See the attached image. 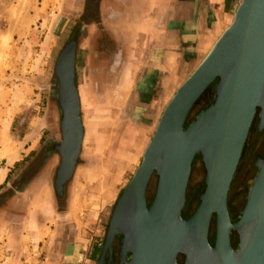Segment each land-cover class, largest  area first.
Listing matches in <instances>:
<instances>
[{
    "label": "rangeland",
    "instance_id": "rangeland-1",
    "mask_svg": "<svg viewBox=\"0 0 264 264\" xmlns=\"http://www.w3.org/2000/svg\"><path fill=\"white\" fill-rule=\"evenodd\" d=\"M84 3L0 0V176L10 170L0 186V210L7 220L1 230L24 236L15 239L12 249L5 248V237L0 238V264H80L87 258H92L89 264H95L115 202L139 166L157 124L137 121L135 110L121 107L120 90H109L112 83L105 88L97 71L88 73L84 68L86 53L81 49L76 80L85 135L73 178L57 195L54 183L59 157L54 147L60 143L61 113L55 63L81 26ZM128 81L133 83V79ZM213 89L210 87L200 98L187 124L212 101ZM25 146H36V150L15 163ZM258 156H264V130L258 133L254 125L228 197L231 220H236L244 207L247 189L256 174L252 164ZM45 164L41 186L27 196L30 199L20 200L22 190ZM204 179V167L196 157L183 217L198 205ZM156 181L153 176L148 185V204L154 197ZM34 198L37 206L30 203ZM56 235L61 240L50 254ZM213 235L214 223L211 238ZM68 244V250L78 256L73 263L64 254Z\"/></svg>",
    "mask_w": 264,
    "mask_h": 264
},
{
    "label": "water",
    "instance_id": "water-1",
    "mask_svg": "<svg viewBox=\"0 0 264 264\" xmlns=\"http://www.w3.org/2000/svg\"><path fill=\"white\" fill-rule=\"evenodd\" d=\"M75 63L73 38L55 63L61 111L57 195L73 178L85 135ZM212 86V101L187 124ZM255 118L257 131H263L264 0H240L230 25L165 105L139 166L115 202L95 264H111L117 235L119 264H264V156L254 162L257 171L239 217L231 220L228 213L230 186ZM197 156L205 170L204 189L195 210L183 217ZM153 176L156 189L148 204Z\"/></svg>",
    "mask_w": 264,
    "mask_h": 264
},
{
    "label": "crops",
    "instance_id": "crops-1",
    "mask_svg": "<svg viewBox=\"0 0 264 264\" xmlns=\"http://www.w3.org/2000/svg\"><path fill=\"white\" fill-rule=\"evenodd\" d=\"M110 1L113 4L104 7L101 13L100 28L119 46V57L112 67L108 66L107 58L98 57H95L91 65L88 55L89 40L82 41L81 49L86 53L87 62L84 68H88V73L97 71L96 75L104 79L105 88L111 83L112 85L108 86L109 90L112 88L114 91L118 88L122 94L121 107L135 110L139 117L137 121H151L153 124L154 121H158L177 88L230 25L240 0ZM93 31V28L90 29V32ZM104 43L106 44L105 41ZM98 46L100 47V44ZM128 79H133V83ZM128 82L130 85L126 90L125 85ZM35 150L36 146H25L23 155L15 163L22 162ZM50 160L52 158H48L47 161ZM46 169L47 164L40 168L36 178L22 190L20 200L30 199L27 196L34 195L41 186V178L44 177ZM7 172L1 177L0 186L7 180ZM37 202L35 198L30 200L32 206H37ZM5 221L7 223L1 209L0 238L5 237L7 241L5 248L12 249L15 239H24V236L20 233L11 235L10 231L1 230L5 228L3 227ZM59 240H61L59 235L51 240L50 254L53 252V245L57 246ZM69 245H66L67 251L64 254L73 263L78 260V256L74 251L68 250ZM90 259L92 258H87L80 264H89Z\"/></svg>",
    "mask_w": 264,
    "mask_h": 264
},
{
    "label": "flooded vegetation",
    "instance_id": "flooded-vegetation-1",
    "mask_svg": "<svg viewBox=\"0 0 264 264\" xmlns=\"http://www.w3.org/2000/svg\"><path fill=\"white\" fill-rule=\"evenodd\" d=\"M109 4H113V3H111L110 0H85L84 12H83V20L81 21V26L72 35V39L75 38V40H76L75 71L77 69L76 68L77 60H78V56H79V51L81 50L82 41H87L88 42V40H89L88 43H89L90 47L88 48L89 54H88V52H87V54L89 55V59H90L91 65H93V63H94L93 61H94L95 57H98V58H101V59L107 58V60L109 62L108 66L112 67V65L116 62V59L119 57L118 56L119 46L114 44L113 40L109 38V35L108 34H104L101 31V28H100V26L102 25V24H100V17H102L101 13L103 12L104 7L107 8L109 6ZM101 21H102V19H101ZM92 28L94 29V31L90 32V29H92ZM104 41L108 45H106L104 43ZM99 44H100V47L98 46ZM107 51H109V53H107ZM107 73H109V72H107ZM76 76H77V71H76ZM76 84H77V80H76ZM77 88H78V86H77ZM60 113H61V111H60ZM60 118H61V116H60ZM257 121H258V119L255 118L253 126H252V128H253L254 125H255L256 132H258L257 131V126H256L257 125ZM243 156H244V150H243V154H242V157H241V160H240V164H239V166L237 168V171H238V169L240 168V166L242 164V160L244 158ZM197 157H199V156H197ZM261 157H263V156H261ZM256 158H255V160H256ZM195 159H196V157H195ZM255 160H254V162H255ZM254 162L252 164L253 168H255L254 167ZM234 179H235V176L233 178V181H234ZM233 181H232V183H233ZM232 183H231V186H232ZM231 186H230V190H231ZM203 189H204V187H203ZM230 190H229V193H230ZM228 197H229V194H228ZM186 201H187V199H186ZM228 202H229V199H228ZM119 241H120V236L117 235L115 240H114V244H113V252H112L111 264H119ZM232 246H233V248H236V246H237V238H236L235 234H232ZM128 257H129V254H125V259L128 258ZM179 261L181 263V261H182L181 257L179 258Z\"/></svg>",
    "mask_w": 264,
    "mask_h": 264
},
{
    "label": "trees",
    "instance_id": "trees-1",
    "mask_svg": "<svg viewBox=\"0 0 264 264\" xmlns=\"http://www.w3.org/2000/svg\"><path fill=\"white\" fill-rule=\"evenodd\" d=\"M199 102H200V100H199ZM198 104H199V103L197 102V104H196L195 106H197ZM206 106H207V105H206ZM206 106H204L201 110H203ZM193 110H194V109H193ZM201 110H200V111H201ZM200 111H199V112H200ZM191 113H192V112H191ZM210 242H211V243L213 242V238H210Z\"/></svg>",
    "mask_w": 264,
    "mask_h": 264
},
{
    "label": "bare ground",
    "instance_id": "bare-ground-1",
    "mask_svg": "<svg viewBox=\"0 0 264 264\" xmlns=\"http://www.w3.org/2000/svg\"><path fill=\"white\" fill-rule=\"evenodd\" d=\"M1 177H2V176H0V180H1Z\"/></svg>",
    "mask_w": 264,
    "mask_h": 264
}]
</instances>
